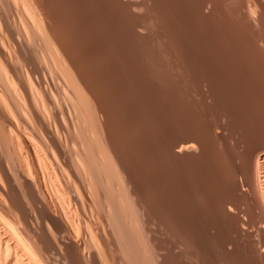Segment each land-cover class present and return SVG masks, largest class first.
Returning a JSON list of instances; mask_svg holds the SVG:
<instances>
[{
  "label": "bare ground",
  "instance_id": "obj_1",
  "mask_svg": "<svg viewBox=\"0 0 264 264\" xmlns=\"http://www.w3.org/2000/svg\"><path fill=\"white\" fill-rule=\"evenodd\" d=\"M57 1L0 0V264H208L216 211L220 261L264 264V0Z\"/></svg>",
  "mask_w": 264,
  "mask_h": 264
},
{
  "label": "rangeland",
  "instance_id": "obj_2",
  "mask_svg": "<svg viewBox=\"0 0 264 264\" xmlns=\"http://www.w3.org/2000/svg\"><path fill=\"white\" fill-rule=\"evenodd\" d=\"M66 1L68 2V0H66ZM70 1H71V0H70ZM92 1H93V0H91V2H92ZM58 2H60V0H58L56 3H57L58 5L61 4V3H58ZM67 2L65 3L66 6H67L68 4H70V6L73 5V4L70 3V2H68V4H67ZM93 2H95V0H94ZM93 2H92V3H93ZM56 3H55V4H56ZM55 4H54V5H55ZM65 5H64L65 10H70V11H71V10H75V8H77L76 6H75V8H74V7H73L74 5H73L72 7H69V9H68V6L65 7ZM70 8H72V9H70ZM80 8H81V7H78V10H79ZM132 11H134V10L132 9ZM130 13H131V12H130ZM132 13H134V12H132ZM132 13H131V14H132ZM131 16H132V19H133V18H134V17H133L134 14L131 15ZM131 16H130V14H129V17H130V18H131ZM186 20L189 21L188 18H187ZM190 20H191V18H190ZM189 22H191V21H189ZM66 23L68 24V25H65L66 27L71 26V24H69L68 22H66ZM66 23H65V24H66ZM190 24H191V23H189L188 26H189ZM188 26H186L188 29H187V28H184V30H185V31H188L189 34H188L187 32H185V31H184V34L186 33V35H184L183 33H182V34H183V36H188V35H189L188 37H191V34H192V33H190V32H192L193 29H192V31H190L189 29H191V26H189V27H188ZM100 30H102V29H100ZM103 30H104V29H103ZM103 30L100 31V33L102 32L101 34L106 33V31H103ZM88 31H89V30H88ZM88 31H86V32H87V37L84 36V38H79L80 41L83 42V43H85L86 45H89V43L86 42V41H87V38H89V36L91 37V38H89L90 40L93 39L92 36H91V33H89L90 35L88 34ZM189 31H190V32H189ZM95 32H97V35H95L96 37H97V36H101V34L99 33V31H95ZM121 32H123V31H121ZM121 32H119V34H121ZM182 32H183V31H182ZM82 33H83V32H81V35H80L79 37L82 36ZM84 33H85V32H84ZM84 33H83V34H84ZM98 34H99V35H98ZM123 34H124V33H123ZM104 35H105V34L102 35V36H103L102 38H103V39L107 38V33H106V35H105V38H104ZM95 36H94V37H95ZM85 37H86V39H85ZM96 37H95V38H96ZM97 38H98L97 40H96V39H93V40H95L96 42L92 40V45H93V46H90V47H93V49L100 45V44H99V45L97 44V41H98V43H99L100 40L103 41V39H101V37H97ZM83 40H84V41H83ZM85 40H86V41H85ZM90 40H88V41H89L90 44H91V41H90ZM101 41H100V43H101V45H102L103 43H102ZM122 41H123V40H122ZM93 42L96 43L97 45H94ZM87 43H88V44H87ZM120 43H121V42H120ZM120 43H119V45H120ZM105 44H107V43H105ZM108 44H109L111 47L108 45V46H109V48H108V47L105 45V46L107 47V50H105L106 47H104V49H103V46H104V44H103L102 46H101V45L99 46V47H100L99 49L96 48V49L93 50V49L91 48V50H90V48H89V51H88V52L91 53V56H90L89 53H87V51L84 52V55H83V56L86 55V56H85V59H86V57L88 56L86 60L89 59V60L92 61V59H90V58L93 57V54L96 56V55H98V54L100 53V54H99L100 56H102V57H103V56H106V57H103V58H106V59H105L106 62H112V60H111V61L108 60V59L110 58V57H109V56H110L109 53H110V51H111V50H109V49H110V48H111L112 50H113V49H114V50L117 49V53H116V54H120L118 50L120 49L119 47H121V45L118 46V43H117V46H118V48H119V49H118V48H115V47H117V46H115L116 44L114 45L115 47H114L111 43H108ZM94 46H95V47H94ZM112 46H113V47H112ZM101 47H102V48H101ZM102 49L105 50V52H104ZM100 50L103 51L104 53H106L107 55L109 54V56H107V55H103L104 53L102 54ZM108 50H109V51H108ZM96 51H98V52H97L98 54H96ZM115 51H116V50H115ZM92 52H93V53H92ZM81 53H82V52H81ZM81 53H79V56L82 55ZM80 54H81V55H80ZM101 54H102V55H101ZM218 54L220 55V53H218ZM99 55H98V56H99ZM210 55H211V57H212V55L214 56V54H210ZM79 56H78V57H79ZM98 56H96V58H97V59L99 58V59H100V62H101V61H102V62H105V61H103L104 59H103L102 57L100 58V56H99V57H98ZM81 57H82V56H81ZM81 57H79V58L83 60L84 58H83V57L81 58ZM107 57H108V59H107ZM117 57L119 58V61H118V62L115 61V62L118 63V64H115V62L113 61L115 65H114L113 63H112V64L110 63V64H111L110 66L114 65L115 67H117L116 65L119 66L120 63H121V64L123 63V65L125 64L126 66H127V63L130 64L129 62H127V60H126V58H125L124 56H120V57H121V58H120L119 55H117ZM123 57L125 58V61H126L127 63L123 62V61H124V59H122ZM206 57H207V56H206ZM206 57H204V58L206 59ZM208 57H209V56H208ZM211 57H210L209 59L207 58V59H208V60H207L208 62L206 63V61H205V64H204V65H206V67H208L207 65H209L208 69L206 68L207 71H206L205 73H206L207 75H209V74L211 73L209 76H212V77H213L212 79L209 78V81H210V80L212 81L213 79L215 80V78H217V76L221 77L222 79L224 78V80H222V81H221L219 78H217V80H218L217 82H223V81H225V77L223 76V74H224L225 72L222 73V71H224V69H223V68H224V66H223V65H224V64H223V63H224V60H222L223 57L218 56V55H215L214 57H216V58L218 57V58H217L218 60H217V59H213L214 57H212V58H211ZM219 57H221V61H220V58H219ZM96 58L94 57V59L97 61ZM85 59H84V60H85ZM94 59H93V60H94ZM101 59H103V60H101ZM121 59L123 60L122 62L120 61ZM205 59H204V60H205ZM212 59H213V62H212L213 65L216 64V63H214V62H217V64L215 65L216 68L213 67V66L211 67L212 63H210V61H211ZM95 60H94V61H95ZM116 60H117V59H116ZM204 60H203V62H204ZM209 60H210V61H209ZM94 61H92L93 64L95 63ZM218 61H219V62H218ZM222 61H223V62H222ZM83 62H85V61H83ZM89 62H90V61H89ZM89 62H88V63H89ZM106 62H105V68H104L103 65L100 66V67H101V68L103 67V68H104V69L102 68L103 70L106 69L105 72L108 71V73H107V72L104 73L103 70L100 69V67H99V65H98V64H99V61H97L96 64L98 65L97 67H98L99 69H98V68L96 69V65H95V67L93 66V67L95 68V69H94V72H97V73H95L96 75H95V74H92L93 71H91V70H93V68H89V67H92V66L90 65V66L88 67V66H87V61L85 62V64H86L85 67H87V70H90V71H91V73H90V72H89V73L87 72L88 77L90 78L91 75H94L93 78H90V79H93V80H91V81H94V82H96V81H97V82H100L99 80H102V82H105V80H109V78L112 77V76L114 75L113 72H112V68H111L110 66H106ZM209 63H210L211 65H210ZM218 63H219V64L221 63V65L218 66V67L221 68V69L219 68L221 71H220V70L218 71V69H217V68H218V67H217ZM90 64H92V63H90ZM100 64H104V63H100ZM88 65H89V64H88ZM107 65H108V64H107ZM123 65H121V66H123ZM133 65H135V64H133ZM114 66H112V67H114ZM121 66H120V69H119V71L121 70L120 72L118 71V68H116V70H117L118 72H117V71H114V73L116 74V75H115V78H116V76H118V75L121 76V77L118 76L120 79H123L124 76L127 77V76H126V75H127L126 73H128V72H126V69L124 68V67H126V66H123V67H121ZM108 67L110 68L111 71H110V70H107ZM126 68H128V67H126ZM210 68H211V71H213V70H214L213 68H215V70H214L215 73H214V72H211V71L208 72V70H210ZM123 69H124V70H123ZM87 70H86V68H85V71H87ZM95 70H97V71H95ZM98 70H102V71H101V74H100V72H99ZM113 70H115V69H113ZM122 70L125 71V74H124V72L122 73V74H124L123 77H122V74H121V75L119 74V73L122 72ZM216 71H217V72H216ZM111 72H112L113 75L111 74ZM132 72H137V71L135 70V71H132ZM132 72H131V73H132ZM220 72H221L222 74H221ZM98 73H99L101 76L104 75V77H103V76L101 77L100 75H98ZM190 73L192 74L193 72H189V74H190ZM208 73H209V74H208ZM212 73H213V74H212ZM217 73H218V75H216ZM219 73H220V74H219ZM90 74H91V75H90ZM105 74H106L107 77L105 76ZM137 74H138V73H137ZM194 74H195V73H194ZM214 74H215V75H214ZM97 75H98V77L100 76V77H99L100 79H98V77H97V78H94V77H96ZM110 75H112V76H110ZM133 75H134L136 78H135V77H132V78H135V79L139 78V77H138L139 74L136 75V73H135V74L132 73V75H130V73H129L128 77L131 78V76H133ZM203 75H205V74H203ZM213 75H214L215 77H214ZM220 75H221V76H220ZM224 75H225V74H224ZM108 76H110V77H108ZM139 76H140V75H139ZM188 76H189V75H188ZM190 76H191V75H190ZM209 76H206V77H209ZM105 77H106V79H105ZM125 77H124V78H125ZM192 77H193V75H192ZM192 77H191V78L188 77V78H190V79H188V81L190 80V81L192 82ZM101 78H104V79H101ZM115 78H114V76H113L111 79H112V80H113V79L115 80ZM129 78H127V79H129ZM132 78H131V79H132ZM94 79H95V80L97 79V80L95 81ZM117 79H118V78H117ZM117 79H116L115 81H110V82H116V81H119V80H120V79H118V80H117ZM125 79H126V78H125ZM135 79H132L133 81H132V80H131V81H132V82H135V81H136ZM207 79H208V78H207ZM123 80H124V79H123ZM123 80H122V82L125 81V80H124V81H123ZM214 80H213V81H214ZM219 80H220V81H219ZM139 81L141 82L142 79L139 78L138 81H136V82H139ZM150 81H151V80H150ZM190 81H189V82H190ZM211 81H210V82H211ZM213 81H212V82H213ZM108 82H109V81H108ZM120 82H121V81H120ZM142 82H143V81H142ZM215 82H216V80H215ZM131 90H132V89H131ZM131 90H130V91H131ZM260 90H261V91L259 92V94L262 95L263 97H262V96L260 97V95H259V99L257 98V99L254 100V101H255V102H259L258 100L261 99L260 101H262V99H263V101H262L263 104L260 102V104H259V103H256V105H255V102L253 101L254 103L251 104V105H252L251 107H253V105H255L256 107H255V108L253 107L254 110H255L254 112H255L256 114H257V112H258V115L260 114V115H259V118L261 119V118L263 117L262 119H264V116H263V115H264V113H263V112H264V108H263V107L261 108V106L264 105V92H263V91H264V85L260 88ZM130 91H126V94H127V95H123V96L121 95V96H119V97L121 98V99H120V102H121V103H123V102H122V99H123V101H124V96H125V100H126V97H127V96L130 97L131 94L134 93L136 90L131 91L132 93H130V96H129V93H127V92H130ZM261 92H262V94H261ZM238 94H239V93H238ZM136 95H137V91L135 92V97H134V95H133V97L136 98ZM119 97H116V99L119 98ZM128 97H127V98H128ZM133 97L131 96L130 98L133 99ZM237 97H238V96H237ZM237 97H236V98L234 97V98H235L238 102L235 101V99H234V100H232L230 103H228V106H229V104H230V107H231V108L229 107V109H232V107H233L232 110H234V112H236V113H234V114L241 115V114H244V112H242V113L240 112V111H242L241 108H243V107L245 108V106H244V104H243V101H242V102L240 101V100H243V99L241 98L242 96L239 94L240 99H239V98L237 99ZM116 99L112 100V101H114V102H113L114 104H113V103H112V104L115 105V106H116V104H119V103H117V101H118L119 99H118V100H116ZM115 100H116V102H115ZM239 101H240V102H239ZM232 102H235V103H232ZM121 103H120V104H121ZM236 103H237V105H236ZM238 103L240 104V105H239L240 107L238 106ZM241 103H242L243 105H242ZM231 104H232V105H231ZM234 105H235V106H238V108L235 107ZM257 105H258V106H257ZM260 105H261V106H260ZM241 106H242V107H241ZM259 106H260V108H259ZM234 107H235V109H234ZM244 108H243V109H244ZM238 109H239V112H240V113L237 112ZM258 109H259V110H260V109L263 110V112H262L263 114H262V115H261V111H260V113H259ZM235 110H236V111H235ZM243 111H244V110H243ZM149 125H150V123L147 125L148 127L146 128V130L149 131V134H150V129H151V127H150V129L148 130ZM150 126H151V125H150ZM153 126H154V125H152V128H154ZM238 127H239V126L235 127L236 130H237ZM155 128H156V127H155ZM155 128H154V129H155ZM235 128H234V129H235ZM238 129H239V128H238ZM155 130H156V131H154V130L152 129L151 132H153V131H154V132H157V129H155ZM154 134H155V133H154ZM150 135H153V134H150ZM145 168H146V167H145ZM208 213H209V212H208ZM208 213H206V215H208L207 217L204 216V218H206V219H204L205 221H203V222H205L204 225L202 224V225H203V226H202V225L200 224L202 227L200 228V225H199L198 228H197V230H198L199 232H201V233L205 232L204 235H206V234L208 233V235H206V237H203V238H207V240H211V241H210V243H208L209 241H205L206 239L204 240V239L202 238L200 241H202V240H204V241L201 242V244H204V245H205L206 242H207L206 245L211 246V250H212V252H213L214 254H216V255L212 254V256H213V259H212V260H213L214 264L217 263V262H215L216 260H218V263H217V264H222V263H223V264H226L224 261H220V260H221V258H222V260L224 259V254H223L224 252H223V250L221 249V243L224 241L223 239H226V238H223V237H225V235L228 234V232H226V231H227V228H226L227 224H226V222L224 223V220L222 219V218H223V215H221L222 213L220 214L219 211H216V212H210V214H208ZM211 213H213V214H211ZM215 213H216L217 215H215ZM218 213L220 214V216H219ZM210 217H212V218H210ZM214 217H215L216 219H215ZM219 218H221V221H222V220H223V221L221 222ZM208 219H209V220H208ZM214 219H215V220H214ZM218 219H219V220H218ZM211 220H212V221H211ZM207 221H208V222H207ZM213 221L216 222V223H213ZM209 222H210V224H209ZM206 223H207V224H206ZM219 223H220V224H219ZM221 223H222V224H221ZM218 224H219V225H218ZM205 225H208V226H205ZM212 225H213V226H212ZM220 225H221V226H220ZM216 226H217V227H216ZM154 227H155V226H154ZM214 227H216V228H214ZM222 227H223V228H222ZM199 228H200L201 231L199 230ZM202 228H203V229H202ZM206 228H207V230H208V228H209V230L207 231ZM212 228H213L214 231H216L217 234L214 233V231L212 230ZM220 228H221L222 230H220ZM204 229H205V230H204ZM203 230H204V231H203ZM211 230H212V231H211ZM219 230H220V231H219ZM217 231H218V232H217ZM223 231H224V232H223ZM206 232H207V233H206ZM211 232H213L212 234H214L213 236H215V237L212 236L213 238L210 239V237H211L212 234L209 235V233H211ZM220 233H221V234H220ZM225 233H226V234H225ZM222 234H224V235H222ZM218 235H219V236H218ZM216 236H217V238H216ZM227 236H229V234H228ZM227 236H226V237H227ZM219 237H220V238H219ZM214 239H216V240H214ZM218 240H219V241H218ZM220 240H222V241L220 242ZM215 241H216V242H215ZM212 242H215V243L212 244ZM216 243H217V244H216ZM218 243H219V245H218ZM212 245H213V247H212ZM214 245H215V246H214ZM117 248H118V247H117ZM219 248H220V251L218 250ZM213 249H215V250H213ZM241 250L244 251V248H241V249L239 250L240 252L238 251L239 254L236 253V256H235V257L240 258L239 256H241V258H242V256L245 257V256H247V255L249 256V255L251 254V253H249V252L247 253V252H245V251L243 252V251H241ZM245 250H246V248H245ZM215 251H216V252H215ZM247 251H248V250H247ZM241 252H243V253H241ZM220 253H221V254H220ZM244 253L246 254L245 256H244ZM214 256H215V257H214ZM220 256H221V257H220ZM222 256H223V257H222ZM216 257H217V258H216ZM219 257H220V258H219ZM214 258H215V259H214ZM181 259H182V258H181ZM181 259H180L181 262L178 260V261H179L178 264H180V263H182V264H185V263H186V264H189V263H190V264H193V263H191L190 260H188V259H183L184 261L181 260ZM208 262H209L208 264H211L212 261H208ZM213 262H212V264H213Z\"/></svg>",
  "mask_w": 264,
  "mask_h": 264
}]
</instances>
